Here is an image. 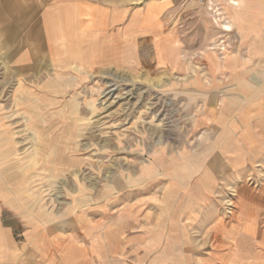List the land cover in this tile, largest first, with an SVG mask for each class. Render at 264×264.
Instances as JSON below:
<instances>
[{
    "label": "rangeland",
    "instance_id": "1",
    "mask_svg": "<svg viewBox=\"0 0 264 264\" xmlns=\"http://www.w3.org/2000/svg\"><path fill=\"white\" fill-rule=\"evenodd\" d=\"M131 5L159 13L169 63H54L0 1V264H264V151L226 109L262 101L264 63L222 47L213 6Z\"/></svg>",
    "mask_w": 264,
    "mask_h": 264
},
{
    "label": "crops",
    "instance_id": "2",
    "mask_svg": "<svg viewBox=\"0 0 264 264\" xmlns=\"http://www.w3.org/2000/svg\"><path fill=\"white\" fill-rule=\"evenodd\" d=\"M0 1L6 11H10L5 15L19 16L23 18L22 23L27 22L26 17L31 13L29 11L39 17L40 27L35 39L40 41L41 49L52 52L48 53L52 54L57 64L62 57H56L59 53L55 51L61 49L70 52V58L68 53L66 58L70 68L81 67L83 70L106 64L122 65L119 56L123 55V49L133 53L140 48L150 47L152 60L159 64L162 61L164 65L174 58L172 49L175 40L170 32L160 31L157 18L159 13L153 11L148 14L149 9L133 7V0ZM211 1L218 4L220 9L214 21L222 30V47L239 50L241 58L257 59L259 63H264V0H238L237 5H230L226 0ZM29 30L21 31L25 41L32 36ZM140 38L143 39L140 41ZM27 53L32 51L23 54L19 61L24 63L22 65L27 64L31 58H28ZM132 53H129L131 57H126V64H138L136 55ZM37 56H33L34 61ZM229 58L232 59L231 56ZM260 100L255 108L242 109L235 105L230 106L232 110L229 102L226 109L238 114L237 126L241 129L238 137L242 139L240 143L249 145L251 150L261 154L264 151V96ZM261 196L264 202V194ZM256 197L260 200L259 196Z\"/></svg>",
    "mask_w": 264,
    "mask_h": 264
},
{
    "label": "built area",
    "instance_id": "3",
    "mask_svg": "<svg viewBox=\"0 0 264 264\" xmlns=\"http://www.w3.org/2000/svg\"><path fill=\"white\" fill-rule=\"evenodd\" d=\"M200 4L207 6H213L214 8H216V12L215 9L213 8V12L216 14H220V9H219V5L213 3L211 0H197ZM230 5H237L238 4V0H226Z\"/></svg>",
    "mask_w": 264,
    "mask_h": 264
},
{
    "label": "bare ground",
    "instance_id": "4",
    "mask_svg": "<svg viewBox=\"0 0 264 264\" xmlns=\"http://www.w3.org/2000/svg\"><path fill=\"white\" fill-rule=\"evenodd\" d=\"M217 23V22H216Z\"/></svg>",
    "mask_w": 264,
    "mask_h": 264
}]
</instances>
